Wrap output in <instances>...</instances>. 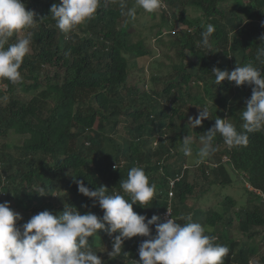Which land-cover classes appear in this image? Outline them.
<instances>
[{
    "label": "trees",
    "instance_id": "16d2710c",
    "mask_svg": "<svg viewBox=\"0 0 264 264\" xmlns=\"http://www.w3.org/2000/svg\"><path fill=\"white\" fill-rule=\"evenodd\" d=\"M22 2L26 10L35 13L36 22L31 28L33 49L21 66L22 82L0 80V85L6 84L10 92L18 89L32 95L23 101L11 93L8 103L0 105V136L10 129L25 136L20 145H14L16 154L0 151V196L5 195V202L13 198L33 215L44 210L58 214L67 204L81 215L92 212L102 217L98 202L94 204L78 193L75 180L83 181L90 190L104 185L109 194H113V189L123 194L120 181L127 178L131 167L139 166L144 168L150 183H155L157 193L147 208L133 204V211L149 218L150 212L165 207L162 193L167 190L169 178L189 162L180 150L186 126L190 128L185 122L188 115L180 111L183 102L167 105L168 101L182 96V101L193 100L198 107L210 110L211 116L200 126L193 128L189 123L198 137L214 125L217 117L244 131L241 114L251 96V86L238 87L227 80L217 85L212 69L232 71L249 62L260 66L256 54L258 48L264 47V23H259L264 21V0H247L245 4L237 0H166L155 35L160 37L165 29H174L173 10L180 7L175 20L184 26L177 32L193 27L181 47H187L199 65L195 72H188L180 62L175 65L176 73L171 78L168 75L161 94L153 89L139 95L127 84L128 61L151 53V49L144 38L131 40L130 24L121 15L118 0L98 9L94 20L67 37L49 14L51 5L58 0ZM127 2L131 7L134 0ZM228 2H232L229 11L224 6ZM187 6L203 13L204 24L200 25L199 18L185 15ZM245 13L248 19L242 21ZM209 24L215 27L210 49L201 43V34ZM229 52L231 61L226 58ZM179 53L184 55L182 50ZM44 65L63 72L53 76L45 73L42 77ZM151 81L163 80L153 76ZM197 86L200 91L191 90ZM128 93L131 97L123 106ZM208 100L213 106L206 105ZM156 135L158 145L151 147L146 141ZM214 145L216 152L196 167L206 185L195 194L197 181H188V171L174 186L172 215L183 223L179 217L191 213L193 221L206 228V234L227 246L229 254L224 264H264V201L251 200L249 195L254 191L244 187L246 201L238 205V200L220 190L238 179L264 192V131L249 134L247 146L239 149L229 150L219 134ZM113 164H118L117 169H112ZM211 186L218 191L211 193ZM41 187L45 188L43 196L38 192ZM10 208L14 210V206ZM150 228L151 235H156L155 225ZM234 228L243 239L229 235L228 231ZM97 236L112 246L105 232L98 231ZM143 239H125L117 257H110L106 249L100 251L96 236L89 242L104 264H133V260L139 261L138 246Z\"/></svg>",
    "mask_w": 264,
    "mask_h": 264
},
{
    "label": "clouds",
    "instance_id": "9594fccd",
    "mask_svg": "<svg viewBox=\"0 0 264 264\" xmlns=\"http://www.w3.org/2000/svg\"><path fill=\"white\" fill-rule=\"evenodd\" d=\"M113 2L114 0H58L51 5L49 14L56 27L67 37L80 26L94 20L98 9L108 7ZM118 2L121 15L128 21L136 19L138 9L148 14L160 13L162 9H166L164 0H134L131 7H128L127 0ZM34 16L32 10H26L22 0H0V80H7L12 84L22 82L20 69L31 50L32 32L28 30L36 22ZM214 31L215 27L209 24L202 32L203 47L211 48L210 37ZM171 32L175 33L174 30ZM17 33L24 34L16 42L10 43V38ZM256 61L260 66L249 62L232 71L212 69L217 85L227 80L234 81L238 87L251 86V96L245 101L241 114L244 131H238L229 120L217 117L214 125L203 136H197L201 146L195 152L192 138L185 136L180 150L186 157L192 158L193 165L184 163L181 171L169 178L165 194L159 192L166 202L163 209H156L153 214L150 212L149 218L133 211V204L147 208L157 193L155 183H150L144 168L139 166L131 167L127 178L120 181L123 194L117 193V189L109 194L104 185L90 190L83 181L75 180L78 193L92 199L94 204L98 202L103 210L102 217L92 212L81 215L74 207L65 204L63 211L58 214L48 210L35 215L31 213L33 216L26 223L17 226L22 217L10 208L9 199L5 202V195L2 193L0 264H104L97 253L91 250L89 242V238L96 236V240H100V249L102 239L97 236L98 231L105 232L112 240V250L108 253L110 257L120 255L125 239L144 237L138 246L139 261L133 260V264H224L225 257L229 254L227 246L216 243L215 236L206 234V228L194 222L191 213L179 217L183 223L173 217V189L177 181L188 171L191 172L192 166L199 167L206 163V159L216 152L214 141L217 134L231 150L246 147L249 134L264 131V47L257 49ZM205 119H209L206 107L194 119L190 117L189 121L194 128L200 126ZM158 141L159 137L156 135L146 142L155 147ZM117 167L118 164L112 165V169ZM245 183L248 189L254 191L256 201L263 202L264 192ZM38 192L43 196L45 188H39ZM152 225H155L154 236L151 235ZM114 233L118 235L113 236Z\"/></svg>",
    "mask_w": 264,
    "mask_h": 264
},
{
    "label": "rangeland",
    "instance_id": "374dc122",
    "mask_svg": "<svg viewBox=\"0 0 264 264\" xmlns=\"http://www.w3.org/2000/svg\"><path fill=\"white\" fill-rule=\"evenodd\" d=\"M237 2L245 4V3H247V0H237ZM231 3L228 2V3L224 4L227 11L230 10L229 7L231 6ZM179 10H180V7L175 8L173 10L174 13H173L172 20H173V22H175L173 24V26H175L173 29L175 31V33H172L171 31H173V30H170V28H168V29L164 28L165 30L163 32V35H161L160 37L155 35V31L157 30L158 25H159L158 23L160 21V13L159 12H156L154 14H148V13L144 12L142 9H139V11L137 12L136 19L134 21H128L125 16L123 17L130 24L128 27V31L130 33L131 40L135 41L139 38H144L147 47L149 49H151V53L149 54V56L145 55L142 57H138L137 59L131 58L128 61L127 84L130 85L133 88V90L137 91L136 95H139V93H141L143 91L153 90V89L155 91H157V94H161V90H162L163 86L167 84V80L169 78H171L176 73L177 69H175V65H178L180 62H182L184 69L186 71H188V72H195L196 71V69L199 65V61L189 51V49L187 47H185L183 49L181 47L185 43V41L188 39L189 35L193 32V27L187 26L184 29L182 28V30H179V32H177V30L180 27L184 26L181 22L176 21ZM185 11H186L185 15L187 17H189L191 19L199 18L201 20L200 25L204 24L203 13H201L200 10L194 9L190 6H187L185 8ZM247 17L248 16L245 13L242 16V21H246L248 19ZM259 23H264V21L261 20V21H259ZM28 31L32 32L31 29H29ZM232 32H230V34H232ZM23 34L24 33L15 34L12 38H10L9 42L10 43L16 42V40L21 38V36ZM32 36H33V34H32ZM30 49L31 50L29 53H31V51L33 49L32 45H30ZM180 50L183 51L184 55H181L179 53ZM226 58L231 61L233 59V56L229 52L227 54ZM225 61H226L225 59L222 60V62H224V63H225ZM44 71L45 72H43L42 77L45 75V73H48L50 76H53L56 73L59 74V73L63 72L62 69H59L57 67L50 66V65H44ZM169 74H171V75L168 78ZM153 76L160 78L163 81L156 82V83L152 82L151 78ZM191 84H192V82H191ZM199 84H201V83H199ZM194 89H197V91H200V86L193 87L191 90L193 91ZM0 92H3V94H1V95H4L3 97L0 95V105L1 106H4L5 104H7L10 97H12V95L16 98H19L20 100H23V101L28 100L30 97V94L32 95V92L25 94V92H22L18 89L10 92L9 90H6V84L0 85ZM11 93H13V94L11 95ZM173 93L174 92L172 91L171 94H173ZM130 97H131V94H129V93L124 96V99H123L124 101L122 103L123 106L128 104L127 101L130 99ZM181 97H179V99L175 98L171 102L168 101L167 104L171 103V104L177 105L179 102L180 103L183 102V104L180 106V108H181L180 111L182 113L185 112L188 115L185 122L187 123V125L190 126V128L188 126H186V129H185L186 133L184 134V137L189 136L192 138L193 149L195 152V150H197L201 145L199 143L198 137L195 134H193L191 131V125L189 124L190 123L189 118L191 117L194 119L198 115L199 111H201L203 108L198 107L199 105H195L193 100H190V101L188 100V102L187 101L184 102V101H182L183 99H181ZM160 98L162 99V96H160ZM210 101H212V100H208L206 102V105L213 106V103H211ZM140 102H142L141 99H140ZM212 108L216 109L215 107H212ZM208 111H209V116H211V112L209 109H208ZM219 114H220V111L217 112L216 116H219ZM178 122H184V120L178 121ZM24 137H25L24 135L17 134L13 130L10 129L6 135L0 136V146L3 144L5 145V147H0V151L3 150L5 153H12V155H14V153L16 152L14 145H20L22 143ZM188 159H189L188 163L192 164L193 163L192 158L188 157ZM1 162L2 161L0 160V163ZM1 166H2V164H0V169H1ZM233 178L235 179L234 176H233ZM193 179H194V182L197 181V186L195 187L194 190H195V194H198V190L202 191V189L206 185V183L201 178V171L198 168L192 166L191 172L188 175V181H193ZM246 185L247 184L245 182H242L241 180L235 179L233 182H231L230 185H228L227 187L221 188L220 190L225 195H229V196L233 197L234 199L238 200V202H239L238 205H240L241 202H242V204H244V202L246 201L247 195L244 194V192H243V188L246 187ZM215 187H217V186H215ZM210 190H211V193L218 191V189H216L212 186L210 187ZM52 195H54L53 192H52ZM249 198L251 200L256 201V197L253 194L249 195ZM188 201L192 202L191 199H189ZM8 202L12 207L14 206V210H13V208H12V210L16 213H19L22 217V219L20 221H18L17 224L25 223L33 216V215H31V211L24 209L23 206L19 202H16L13 198L9 199ZM206 202H209V200H207ZM208 204H210V203H208ZM214 207L219 208V206H217V205ZM228 233L231 237H233L235 239H243L242 234L236 228H234L232 231H228ZM96 241L98 242V246H99L100 240L97 238ZM101 243H102L101 247H100L101 251L106 249L109 253L112 250V246H107L106 244H104L105 241L103 239L101 240ZM263 253H264V251H263Z\"/></svg>",
    "mask_w": 264,
    "mask_h": 264
},
{
    "label": "built area",
    "instance_id": "2783aa9c",
    "mask_svg": "<svg viewBox=\"0 0 264 264\" xmlns=\"http://www.w3.org/2000/svg\"><path fill=\"white\" fill-rule=\"evenodd\" d=\"M164 2H165V4H166V0H164ZM0 203H3V202L0 201Z\"/></svg>",
    "mask_w": 264,
    "mask_h": 264
}]
</instances>
